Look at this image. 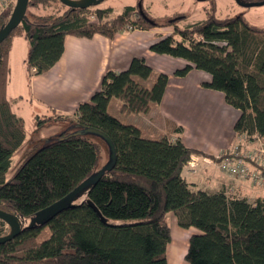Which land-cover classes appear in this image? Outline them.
<instances>
[{
	"label": "trees",
	"instance_id": "16d2710c",
	"mask_svg": "<svg viewBox=\"0 0 264 264\" xmlns=\"http://www.w3.org/2000/svg\"><path fill=\"white\" fill-rule=\"evenodd\" d=\"M45 1L28 0V5ZM88 9L66 7L57 14L26 16L0 43V209L21 221L19 233L0 243V264H168V213L178 226L196 230L188 238L185 264H264V196L249 201L228 196L223 189L193 191L183 171L195 150L180 138L144 137L138 126L107 110L112 98L120 100L125 113H146L160 102L168 75L154 73L143 56L132 57L123 70H106L99 89L76 108L73 123L96 128L111 139V169L72 193L99 168L104 142L91 134L64 137L71 132L66 130L34 144L7 175L13 153L26 139L24 120L6 95L11 38L21 32L29 43L28 73L40 74L60 58L66 35L114 38L119 32L171 25L172 32L149 49L184 59L187 63L175 75L184 76L192 68L208 73L210 80L203 85L223 92L225 101L239 111L236 134L264 143V25L249 23L243 13L217 17L214 2L204 20L185 28L172 22L180 14L164 25L138 3L125 5L108 19L105 14L112 8H98L92 13L96 21ZM133 13L136 18H131ZM6 21L0 16V28ZM50 117L36 115V129ZM65 197H72L66 208L30 225L43 209ZM6 225L0 219V236ZM44 228L48 235L38 239Z\"/></svg>",
	"mask_w": 264,
	"mask_h": 264
},
{
	"label": "crops",
	"instance_id": "0c3cea01",
	"mask_svg": "<svg viewBox=\"0 0 264 264\" xmlns=\"http://www.w3.org/2000/svg\"><path fill=\"white\" fill-rule=\"evenodd\" d=\"M162 29L165 31L161 32ZM172 30L170 27L133 29L116 33L114 38L98 33L89 38L66 35L62 55L51 68L40 74L28 73L26 58L29 43L24 34L21 32L13 35L8 53L9 73L6 83V95L13 100V111L18 106V113H15L23 118L24 126L25 119L21 112L26 110L33 118L36 115L43 117L57 114L75 121L77 105L90 100L94 91L99 89L101 77L106 70H123L132 57L143 56L154 73L163 72L168 75V82L160 102L152 104L146 113H125L120 110V100L115 98L117 102L114 103L119 112L133 117L127 123L138 126L144 137L180 138L186 147L195 150L183 171L193 191L200 189L214 192L223 189L228 196L245 197L249 201L264 196V183L231 176L220 170L217 164V155L230 152L234 144L250 149V143H262V140L255 136L250 139L236 134L233 127L239 111L225 101L223 92L203 85V82L210 80L208 73L192 68L184 76L175 75L174 71L187 62L149 49L152 42ZM14 50L18 58L17 64L13 65ZM11 88L13 91L10 93ZM113 99L107 107L110 113ZM29 104L31 106L27 107ZM142 119H146L148 124ZM177 127L181 128L180 132H176ZM237 150L241 152L239 148ZM248 163L258 170L262 168L258 164ZM170 215L173 214L168 213L167 218ZM169 227L171 239L167 247L172 245L174 252L179 244L178 247L185 248L184 255L189 235L196 230L178 226L176 218ZM177 250L175 253L180 256L182 252ZM167 262L181 264L172 256Z\"/></svg>",
	"mask_w": 264,
	"mask_h": 264
},
{
	"label": "rangeland",
	"instance_id": "374dc122",
	"mask_svg": "<svg viewBox=\"0 0 264 264\" xmlns=\"http://www.w3.org/2000/svg\"><path fill=\"white\" fill-rule=\"evenodd\" d=\"M251 1H257V0H251ZM213 2L215 6L214 14L217 17L232 16V15L243 13L244 17L247 19L249 23L254 24V25H264V4L252 5L250 7H243L240 4H238L235 0H103L101 3L95 4L94 6H89L88 13L91 14L89 15L91 20L96 21L97 19L92 15V13L96 9L98 8L103 9V8L111 7L112 11L110 13L105 14L106 16L104 17L108 19L111 17H115L117 14L121 13L125 5H134L136 7V4L138 3L143 6L144 10L148 9L150 15H152L153 18L160 17L163 20L162 23L164 25L167 24L168 19L171 20V17H173L174 15L180 14L178 15V17H176L177 20L174 17L175 19L172 22L176 23L181 28L183 27L185 28L190 24L204 20L206 18V12L210 8V6H213ZM15 3H16V0L12 2L7 12L3 14L5 19L8 20L10 12L12 11ZM66 7L67 6L63 5L59 0L58 2H56L55 0L54 1L47 0L45 1V3H37L35 5H28L26 9V16L32 19L34 16H37V15H45V14H51V13L57 14L65 10ZM136 16H137V13L131 14V18H136ZM160 27H164V28L170 27L171 30L173 29V26L171 25H165V26H160ZM164 31L165 29H162L161 32H164ZM169 56L170 55H168V57ZM170 57H173V56H170ZM17 58H18V53H16L14 50L13 55H12L13 65L17 64L16 63ZM13 65H12V71H13ZM12 91L13 89L11 88L10 93ZM116 100L114 98L110 105V111L112 112L111 114L116 115V117H118L123 122L132 121L133 117H128L125 114H121L119 112V109L116 103H114V102H117ZM114 105H116V109H114ZM29 106L31 105L30 104L27 105V107ZM14 110L16 113H18V106L16 109L14 108ZM21 114L23 115L25 119L24 128L26 132V139L21 144V146L13 153L12 161L7 171V175H10L13 172V170L16 168V166L20 162L21 158L31 147H33L34 144H37V145L42 144L44 142V139L54 138L58 136V134L62 130H65L68 126L74 124L73 121L68 119V117L66 116L62 117V116H56V114H53L51 115L52 117L47 118L44 121V126L41 129H36V121L32 116L28 114L27 110L21 112ZM142 121L148 124L146 119H142ZM71 130L72 129H69L68 131H71ZM100 144H101V157H100L98 167L102 166L107 161V157H108L106 145L104 143H100ZM236 144H234V147L232 149L239 148V150H241L240 152L241 154L243 153L254 154V156L256 157L255 160H251L250 158H245V159H247L250 163L257 164V158L261 154V149L264 148L263 142L260 143V141H253L252 143H250L252 144L250 149L248 148L244 149L242 146H237ZM246 156H248V154ZM262 168H259V169L262 170V173H264V167ZM174 219L175 217L173 215H170V217H168L169 224L172 223V220ZM6 226L7 227L5 228L4 234H7L9 232V226L8 225ZM48 233H49L48 228H44L43 231L39 234L38 239L46 237ZM178 245L179 244L176 245L174 252H172V245H169L168 247H166L167 261H168V258L172 256V258L175 261H178L181 264H185L184 259H183V256H184L183 251L185 248H182V247L180 248L178 247ZM176 249H178L177 252H180V253L182 252L180 256L177 255V253H175Z\"/></svg>",
	"mask_w": 264,
	"mask_h": 264
},
{
	"label": "water",
	"instance_id": "95a60500",
	"mask_svg": "<svg viewBox=\"0 0 264 264\" xmlns=\"http://www.w3.org/2000/svg\"><path fill=\"white\" fill-rule=\"evenodd\" d=\"M62 4L66 5L67 7L71 8H87L91 5H95L99 3L101 0H59ZM238 4L243 7H250L252 5H262L264 4V0L260 1H244V0H235ZM28 5V0H16V3L10 12L8 20L2 25L0 28V43L6 39L11 31L15 29L22 20L26 17V9ZM72 129L64 137H70L75 135H82V134H91L96 138H99L104 142L107 148V161L97 168L95 172H93L86 180L81 182L73 191L72 193H76L81 188H88L90 185L95 183L105 171L111 169L115 163V148L111 139L102 131L92 128V127H79L75 123L73 125L68 126L65 130ZM62 133V132H60ZM59 133V134H60ZM58 134V135H59ZM57 137V136H56ZM54 137V138H56ZM54 138H46L44 139V143L51 141ZM69 196V195H68ZM72 197H65L60 201L53 203L43 209L39 214H37L34 218L31 219L30 225L34 223H42L48 220L50 217L54 216L62 209L66 208L71 203ZM89 205L98 212L96 207L88 201ZM0 219L3 220L9 226V232L5 235L0 236V243H3L7 240H10L15 235H17L21 229V221L17 215L8 213L2 209H0Z\"/></svg>",
	"mask_w": 264,
	"mask_h": 264
},
{
	"label": "built area",
	"instance_id": "2783aa9c",
	"mask_svg": "<svg viewBox=\"0 0 264 264\" xmlns=\"http://www.w3.org/2000/svg\"><path fill=\"white\" fill-rule=\"evenodd\" d=\"M13 1L14 0H0V16L7 12ZM263 149H261V154L257 158V164L262 167H264ZM247 154L248 156H246ZM245 158H250L251 160L256 159L254 154H241L237 148H234L230 152H222L217 155V164L220 170L231 176L250 178L252 180L259 181L260 183H264V173H262V170H258V168L250 166Z\"/></svg>",
	"mask_w": 264,
	"mask_h": 264
},
{
	"label": "flooded vegetation",
	"instance_id": "af4514ba",
	"mask_svg": "<svg viewBox=\"0 0 264 264\" xmlns=\"http://www.w3.org/2000/svg\"><path fill=\"white\" fill-rule=\"evenodd\" d=\"M103 0H101L99 3H101ZM98 4V3H97Z\"/></svg>",
	"mask_w": 264,
	"mask_h": 264
}]
</instances>
